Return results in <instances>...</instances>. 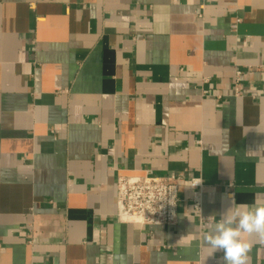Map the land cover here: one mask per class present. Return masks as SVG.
<instances>
[{"label": "crops", "instance_id": "1", "mask_svg": "<svg viewBox=\"0 0 264 264\" xmlns=\"http://www.w3.org/2000/svg\"><path fill=\"white\" fill-rule=\"evenodd\" d=\"M259 145L264 0H0V264H224L206 225L264 202ZM145 174L185 177L176 225L119 218Z\"/></svg>", "mask_w": 264, "mask_h": 264}, {"label": "built area", "instance_id": "2", "mask_svg": "<svg viewBox=\"0 0 264 264\" xmlns=\"http://www.w3.org/2000/svg\"><path fill=\"white\" fill-rule=\"evenodd\" d=\"M183 180L185 177L179 174L118 177L116 203L119 218L141 225H176L181 201L180 184ZM188 182L193 187H199L193 193L192 204L200 221H206L202 213V185L196 178L188 179Z\"/></svg>", "mask_w": 264, "mask_h": 264}, {"label": "clouds", "instance_id": "3", "mask_svg": "<svg viewBox=\"0 0 264 264\" xmlns=\"http://www.w3.org/2000/svg\"><path fill=\"white\" fill-rule=\"evenodd\" d=\"M264 151V145L249 148L248 153ZM230 202L233 197L229 198ZM205 244L214 252H223L224 264H250L252 249L249 237L257 235L264 242V202L236 204L223 211L218 220L206 225Z\"/></svg>", "mask_w": 264, "mask_h": 264}]
</instances>
